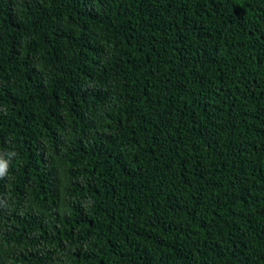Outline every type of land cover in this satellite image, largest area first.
<instances>
[{
    "label": "trees",
    "instance_id": "obj_1",
    "mask_svg": "<svg viewBox=\"0 0 264 264\" xmlns=\"http://www.w3.org/2000/svg\"><path fill=\"white\" fill-rule=\"evenodd\" d=\"M0 264H264V0H0Z\"/></svg>",
    "mask_w": 264,
    "mask_h": 264
},
{
    "label": "clouds",
    "instance_id": "obj_2",
    "mask_svg": "<svg viewBox=\"0 0 264 264\" xmlns=\"http://www.w3.org/2000/svg\"><path fill=\"white\" fill-rule=\"evenodd\" d=\"M7 172V165L5 162L0 161V179L4 178Z\"/></svg>",
    "mask_w": 264,
    "mask_h": 264
}]
</instances>
